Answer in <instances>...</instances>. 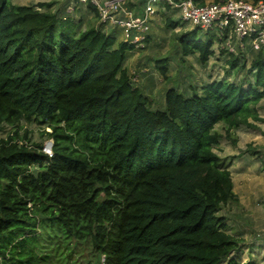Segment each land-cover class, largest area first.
<instances>
[{
    "label": "trees",
    "instance_id": "1",
    "mask_svg": "<svg viewBox=\"0 0 264 264\" xmlns=\"http://www.w3.org/2000/svg\"><path fill=\"white\" fill-rule=\"evenodd\" d=\"M145 1L127 5L140 13ZM40 6L0 0V264H240L220 214L237 195L216 126L258 118L264 45L249 68L232 54L238 82L170 88L153 109L125 67L134 46ZM199 30L178 41L206 64L231 31ZM30 124L54 141L52 155Z\"/></svg>",
    "mask_w": 264,
    "mask_h": 264
},
{
    "label": "rangeland",
    "instance_id": "2",
    "mask_svg": "<svg viewBox=\"0 0 264 264\" xmlns=\"http://www.w3.org/2000/svg\"><path fill=\"white\" fill-rule=\"evenodd\" d=\"M12 1L17 5L38 8L41 3H53L52 10L58 13L59 17H69L78 23L79 28L96 26L113 33L118 42H126L120 28L96 19L84 4H71L69 0ZM127 1L135 5L139 2ZM69 5L71 9L68 8ZM153 5L157 12L151 20L150 40L143 47L130 44L134 48L129 50L125 61L134 86L139 87L151 99L153 109H165V94L170 88L190 94L191 86L200 88L214 80L226 78L238 82L243 78L244 72L241 69H231L228 61L232 54L245 55V58H240L241 63L245 61L249 68L256 52L262 47L256 48L251 40L242 42L241 45V41L233 36L232 39L215 44L214 55L208 63L202 64L197 54L185 56L178 41L183 32L193 30L195 26L182 19L178 7L172 6L168 10L161 7V1ZM133 9L136 10L137 6ZM168 18L178 23V26L169 27ZM205 32L199 30V37H205ZM222 48L227 51L224 52ZM159 66L167 68L166 75L159 71ZM256 107L258 118L250 116L247 124L229 128L222 122L216 126L222 137L215 146V151L231 171L237 195L236 201L224 205L220 214L227 218L228 231L239 239L240 248L233 252L232 257L240 264H264V97ZM28 127L33 132L34 142H40L44 147H53L54 141L46 135L42 136L43 130L38 125L30 124ZM8 130V126H0V137L7 136ZM46 130L51 129L47 127ZM48 147L46 148L49 150Z\"/></svg>",
    "mask_w": 264,
    "mask_h": 264
},
{
    "label": "built area",
    "instance_id": "3",
    "mask_svg": "<svg viewBox=\"0 0 264 264\" xmlns=\"http://www.w3.org/2000/svg\"><path fill=\"white\" fill-rule=\"evenodd\" d=\"M69 1L71 4L94 5L100 20L120 28L124 40L136 47H143L147 42L151 20L157 12L153 3L158 1L178 7L184 21L203 30L213 29L222 34L229 28V39L233 36L240 41L249 38L256 48L264 45V0H205L204 3L201 0H148L140 13L129 8L126 0ZM68 8L72 7L69 5ZM46 147L43 150L52 155V148Z\"/></svg>",
    "mask_w": 264,
    "mask_h": 264
}]
</instances>
